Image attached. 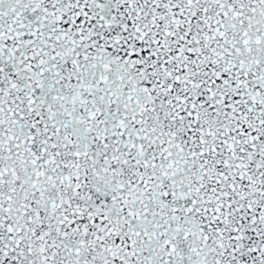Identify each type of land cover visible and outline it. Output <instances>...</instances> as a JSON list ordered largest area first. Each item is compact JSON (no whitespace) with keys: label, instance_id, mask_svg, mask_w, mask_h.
<instances>
[{"label":"snow or ice","instance_id":"snow-or-ice-1","mask_svg":"<svg viewBox=\"0 0 264 264\" xmlns=\"http://www.w3.org/2000/svg\"><path fill=\"white\" fill-rule=\"evenodd\" d=\"M0 264H264V0H0Z\"/></svg>","mask_w":264,"mask_h":264}]
</instances>
